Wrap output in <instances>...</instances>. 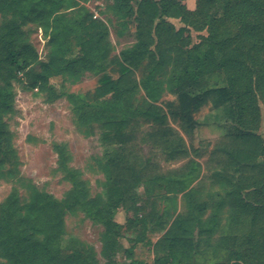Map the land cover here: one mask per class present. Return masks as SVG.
<instances>
[{
    "label": "trees",
    "instance_id": "1",
    "mask_svg": "<svg viewBox=\"0 0 264 264\" xmlns=\"http://www.w3.org/2000/svg\"><path fill=\"white\" fill-rule=\"evenodd\" d=\"M86 1L0 0L7 20L0 36V70L6 65L21 72L38 61L22 26H41L48 38V59L37 62L32 86L47 90L53 100L58 95L50 89L52 78L74 84L88 73L100 76L92 93L70 92L66 98L75 123L88 131L100 127L108 147L103 194L90 196L87 182L67 167L61 149V167L72 184L65 200L32 186L23 198L16 186L11 188L0 202V259L5 264H99L90 245L76 238L62 245L65 213L77 209L104 226L103 264H123L117 258L121 251L124 264H202V256H210L211 264H264V142L257 133L259 99L264 105V0H196L193 10L183 0H108L121 27L118 36L135 23V41L116 56H111L106 22L85 7ZM172 18L183 25L176 28ZM189 25L207 30V35L191 43ZM144 62L146 72L138 79L135 71ZM113 65L119 70L115 79L107 74ZM219 72L225 73L227 85L210 87L208 79ZM165 94L170 98L164 100ZM206 106L211 111L222 108L231 127L206 154L205 166L217 170L211 178L221 187L202 199L203 190L192 186L198 178L196 160L189 159L184 171L160 174L152 163L139 161L137 144L126 128L140 118L150 121V138L167 161L191 153L201 156L167 120L190 135L206 125L198 119ZM12 111L7 80L0 84L2 176L12 175L11 169L2 173L9 152L3 118ZM140 184L148 196L154 186L163 188L157 193L166 202L161 211L151 201L139 203ZM180 194L184 212L178 211ZM121 207L123 223L114 218ZM159 229L164 233L154 242L148 233ZM122 237L129 247L122 246ZM137 244L155 252L152 263L134 257Z\"/></svg>",
    "mask_w": 264,
    "mask_h": 264
},
{
    "label": "rangeland",
    "instance_id": "2",
    "mask_svg": "<svg viewBox=\"0 0 264 264\" xmlns=\"http://www.w3.org/2000/svg\"><path fill=\"white\" fill-rule=\"evenodd\" d=\"M183 2L189 9H195L196 0H183ZM109 4L110 1L108 0H88L84 3L85 7L95 17L106 22L110 32L109 40L113 45L111 56H116L123 48L135 41V23L131 22L124 34L118 36L117 31L121 27L111 14L108 8ZM170 21L176 28L183 25L178 18H172ZM6 24L7 20L0 12V36L5 33ZM22 29L25 31L24 34L26 33L27 41L38 55L37 62H46L49 50L48 38L42 27L27 23L22 26ZM186 34L190 36V42L195 43L199 41L200 36L207 35V30L198 31L193 25H189ZM248 61L250 62V59ZM37 62L32 63L21 72H17V70L15 71L6 65L0 70V84H4L9 80L13 92V111L3 118L7 131L9 152L5 157V164L2 168V173L7 169H11L12 175L2 176L0 174V202L8 196L13 186L17 187L20 196L23 198L28 197L32 186L41 191L51 193L60 201L65 200L67 193L72 188V184L67 179L63 167H61L60 149L65 154L67 167L77 170L81 174V178L87 182L90 196L94 197L97 194H103L108 178V173L104 172L102 168L107 161L106 151L108 148H106L102 139L103 130L98 126L89 131L88 128L85 130V128L79 127L75 123L70 103L66 98V94L70 92L92 93L99 83L100 76L88 73L74 84L61 76L54 77L50 80V89H53V92L58 97L50 100V93L47 90L36 91L32 86L33 76L40 68ZM145 68L146 62L142 63L139 69L135 71L138 79L145 74ZM107 74H110L114 79L117 78L119 75L118 66L113 65L111 69L109 68ZM208 82L210 87L226 86V75L223 72H219L210 77ZM163 98L166 100L170 97L165 94ZM258 104L261 121L257 133L264 142V105L260 99ZM198 119L206 123V125L195 129L190 135L181 131L177 124L170 119L167 120V123L182 135L187 146L195 147L197 153H201V156L191 153L190 156H182L167 161L164 158L162 147L155 146L150 138V127L152 124L150 121L141 118L136 122L132 121L126 131L131 133L133 142L137 144L139 161L144 160L152 163L155 170L160 174L184 171L189 159L196 160L199 165L194 174H197L198 178L192 186L195 185V187H200L203 190L202 199H204L207 191H214L221 187V184L211 178V175L217 170H212L205 166L206 154L214 143L228 132L231 124L222 108L211 111L207 106L203 107L198 114ZM162 190L158 186H154L152 194L148 196L144 193V185L140 184L137 188L140 196L139 203L144 206L145 201H151L156 204V209L161 211L166 202L159 198L157 193H162ZM177 205L179 206V211H185L184 201L181 198L179 199V196ZM207 214L208 210L204 212L202 218H205ZM125 215V210L121 207L116 211L114 218L118 222L123 223ZM64 224L66 232L62 237V245L64 246L68 239L76 238L90 245L96 254L99 264H103L104 260L100 256V250L104 226L92 221L83 211L77 209L66 211ZM163 233L164 230L159 229L155 232H149L148 237L155 242ZM120 241L123 247L131 245L123 237ZM133 253L134 257L148 263H152L153 257L156 255L150 246L142 244H137ZM157 255L163 256V253L160 252ZM117 258L123 264L127 263L122 251L117 255ZM205 258V256H202L198 261H203L202 264L214 262L210 256ZM193 263L199 264L195 260ZM0 264H5V261L0 259Z\"/></svg>",
    "mask_w": 264,
    "mask_h": 264
},
{
    "label": "crops",
    "instance_id": "3",
    "mask_svg": "<svg viewBox=\"0 0 264 264\" xmlns=\"http://www.w3.org/2000/svg\"><path fill=\"white\" fill-rule=\"evenodd\" d=\"M181 198V194L179 195V199ZM178 208H179V206H178ZM179 211V210H178ZM136 258V257H135ZM154 258V257H153ZM148 263V262H147Z\"/></svg>",
    "mask_w": 264,
    "mask_h": 264
}]
</instances>
